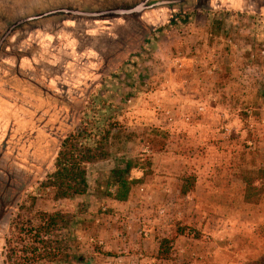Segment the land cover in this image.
<instances>
[{
    "label": "rangeland",
    "instance_id": "obj_1",
    "mask_svg": "<svg viewBox=\"0 0 264 264\" xmlns=\"http://www.w3.org/2000/svg\"><path fill=\"white\" fill-rule=\"evenodd\" d=\"M140 1L0 0V40L15 22L47 11ZM220 12L224 27L214 30ZM94 99L110 105L96 117L114 121L119 136L110 157L89 166L90 188L122 159L136 167L127 179L141 183L125 202L55 201L38 187ZM4 110L11 121H0V264L30 197L34 211L66 215L70 254L87 264H228L221 249L252 245L250 226L264 237V0H181L139 17L25 23L0 46V120ZM230 216L238 231L215 241L205 223Z\"/></svg>",
    "mask_w": 264,
    "mask_h": 264
},
{
    "label": "trees",
    "instance_id": "obj_2",
    "mask_svg": "<svg viewBox=\"0 0 264 264\" xmlns=\"http://www.w3.org/2000/svg\"><path fill=\"white\" fill-rule=\"evenodd\" d=\"M225 15L224 12L215 15L211 21L214 30H221V27H224L221 18ZM98 102H103L102 105L106 103L101 99H94L84 107L80 123L65 135L59 144L53 172L38 187L39 192L51 194L55 201H74L89 197L112 198L117 202H125L131 186L141 183L140 179H127L136 167L133 162L122 159L116 168L106 175L97 177L94 186L90 188L89 166L109 158V141L119 136V133L113 134L114 121L110 123L107 119L96 117V114H104L110 108V105L100 107L97 105ZM116 150L118 152L119 149ZM146 174L144 173V176ZM111 187L116 188L115 194L109 191ZM90 190L93 195H88ZM244 199L246 202L249 201L247 193ZM35 201V197H30L29 201L19 206V213L10 227V239L5 242V263L87 264L83 255L70 254V251H73L71 249L73 239L66 236L69 232L66 215L34 211ZM88 203L89 201L85 205L88 206ZM165 244H168V241L162 240L158 253L163 260L169 255ZM247 264H264V255L257 261Z\"/></svg>",
    "mask_w": 264,
    "mask_h": 264
},
{
    "label": "crops",
    "instance_id": "obj_3",
    "mask_svg": "<svg viewBox=\"0 0 264 264\" xmlns=\"http://www.w3.org/2000/svg\"><path fill=\"white\" fill-rule=\"evenodd\" d=\"M3 114L5 117L2 116L1 118H5V119L0 120V121H2V123L5 121L7 125L11 121L9 118L11 116V111H5ZM202 222H203V219H202ZM236 225L237 224L235 222V218L230 216L224 219L215 218L212 226L208 228L209 226L208 223H205L204 229L206 231L207 230L212 231V234L214 236L213 238L215 239V241H219L221 239L223 240V238H226L225 236H228L227 239L229 240L230 237L234 236L236 234L235 232L238 231L239 226L236 228ZM249 229H250V233L248 234L252 238L251 239L252 245L244 246V249L240 251V253H238V250L236 249V247H233L234 246L233 244H227V246H224V248L221 249V248H218V246H216L217 244L215 243L214 247L216 248V253L221 250H224L226 255L228 256L227 257L228 264H246V263L257 261L260 257L264 255V237L261 238L260 235L254 232L255 227L253 225L250 226ZM238 234H241V232H239Z\"/></svg>",
    "mask_w": 264,
    "mask_h": 264
},
{
    "label": "water",
    "instance_id": "obj_4",
    "mask_svg": "<svg viewBox=\"0 0 264 264\" xmlns=\"http://www.w3.org/2000/svg\"><path fill=\"white\" fill-rule=\"evenodd\" d=\"M179 1L181 0H162V1H156L154 3H150V0H142L139 3L134 4L132 6H121L113 9H107L104 11H94V12L79 11L77 9H72V8H60L56 10L47 11L31 17H27L25 19H21L15 22L14 24H12L4 33V35L1 37L0 46L3 40L5 39V37L9 35L14 29L28 22L38 21V20L47 19L55 16H61V15L86 17L89 19H105V18L122 17V16L139 17L146 10L158 6L170 5L173 3H177Z\"/></svg>",
    "mask_w": 264,
    "mask_h": 264
}]
</instances>
